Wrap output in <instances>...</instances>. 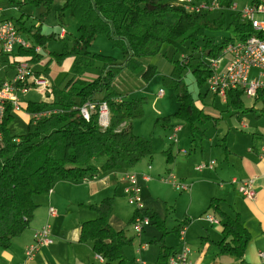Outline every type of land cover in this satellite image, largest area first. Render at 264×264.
<instances>
[{
	"label": "trees",
	"instance_id": "trees-1",
	"mask_svg": "<svg viewBox=\"0 0 264 264\" xmlns=\"http://www.w3.org/2000/svg\"><path fill=\"white\" fill-rule=\"evenodd\" d=\"M255 1L252 0L251 4ZM8 2L17 6L44 7L46 11L42 15L47 14L55 3L54 0ZM60 3L57 14L61 15L63 10L68 9L77 22L78 34L71 44L65 41V32L63 36L60 33L47 36L41 33L40 28L30 29L27 31L31 39L30 48L18 49L16 58L7 59L9 64L22 59L30 66V63L40 64L41 51L46 48L47 42L59 39L63 41V48L52 60L61 66L66 59H71V64L66 75L70 77L64 86L51 83L48 90L42 92L44 100L25 104L28 122L23 134L13 136L10 133L8 126L14 118L10 109H7L0 125V252L8 250L13 240L30 228L35 210L39 207L34 196L49 194L57 181L93 180L117 170L125 174L133 173L131 170L143 158L151 157V141L134 134L132 130V122L144 117L143 99L128 100L111 88V81L119 69L137 71L143 67L139 73L147 81L154 75H160L156 66L149 63V58L162 55L171 70L160 76L173 91L178 108L172 114L156 118L153 127H171L173 135L170 138L174 141L179 128L172 121L183 122L189 126L191 142L196 146V140L205 138L204 126L216 124V118L205 111L207 104L203 102V97L210 90L207 81L216 72L210 61L222 57L228 44L247 39L253 31L251 24L241 19L238 12L232 11L228 1L222 0L216 1L217 8L221 11L228 8L232 14L231 21L226 25L230 36L223 37L219 43L208 32L221 29L225 18L209 19L213 4L209 0H60ZM98 36L123 51L125 58L121 67L114 64L113 56L89 51ZM164 45L172 48L171 56L162 50ZM35 46L40 47L39 51L35 52ZM177 55L179 57L175 59ZM97 61L102 63L101 73L91 80L85 79L86 70ZM34 73L40 75L41 71L35 70ZM43 75L47 78L46 73ZM162 93L160 89L159 94ZM245 99L252 100L249 107L245 105ZM224 100L232 115L251 112L264 118V91H258L254 98H250L242 88H229ZM87 104L92 107L89 118L85 119L81 108ZM103 104L108 109V124L105 127L99 123V111ZM33 114L45 115L33 117ZM251 136L255 140L257 135L254 133ZM219 146L228 152L225 143ZM252 148L257 152L255 145ZM183 152L189 155L186 150ZM162 155L167 163L174 159L171 148L163 151ZM98 157L101 158L96 159ZM95 160H100V164L96 165ZM241 181L244 180L237 182ZM220 201L211 198L207 208L221 226L222 237L216 244L217 255L233 256L243 263L249 234L243 218L238 213L230 216L221 210ZM113 205L112 198L89 205L95 218L83 222L81 227L80 241L90 243L103 264H139L127 259L124 247L131 245L135 235L140 236L152 224L161 233L159 240L155 241L159 245V253L154 264H167L169 257L183 248L174 251L166 244L165 238L175 234L182 239L183 231L190 222L188 217L174 220L166 205L164 217L154 210L149 212L146 207L142 211L134 209L127 226L130 224L133 229L137 216L147 217L149 222L143 226L141 233L133 231L134 234L129 235L125 230H117L110 225ZM169 216L173 221L168 225ZM34 231L29 243L33 240ZM23 258L20 264L25 261V253Z\"/></svg>",
	"mask_w": 264,
	"mask_h": 264
},
{
	"label": "crops",
	"instance_id": "crops-1",
	"mask_svg": "<svg viewBox=\"0 0 264 264\" xmlns=\"http://www.w3.org/2000/svg\"><path fill=\"white\" fill-rule=\"evenodd\" d=\"M67 60L71 64V59ZM166 66L167 72H170L171 67L167 63ZM11 72L10 70L8 74ZM55 72L57 73V71ZM251 74L254 75L253 72ZM256 107L260 108L261 106L257 105ZM215 109V107L210 105L205 107V111L213 116L217 115ZM175 124L179 128L175 134L177 135L181 127L179 123ZM238 125L250 131L249 140L245 139L242 142L232 139L231 142H228V138L225 137L223 143L226 144L228 152L226 153L220 146H217L220 149V151H216L217 154L211 152L208 154V157H205L204 144H208L211 148L212 141L205 134V138L202 141L199 140L201 157L198 160H193L191 165L185 162L187 170H183L182 175H184V178L176 177L180 182L186 185L188 184L189 190L193 188L195 197L200 196V190L203 192V196L200 197L201 205L194 201H189L188 208L185 210L187 214L177 219L183 220L185 217L190 219L189 224L183 231L182 239L175 234H169L165 238L166 244L172 247L174 251H179L184 245L187 246L189 249L188 257L193 264H264V260L261 257V255H264V118L259 124L255 123L254 125H250L242 121ZM254 133L257 135L255 140L251 136ZM171 135H173L172 128L168 139L177 146L174 151L173 146H170V148L172 152L178 155L175 160L173 159L175 162L174 170L170 168L165 169V166L164 168L162 166L161 169L157 168L154 172L153 168L149 166V163L146 165V168L139 166L137 169L135 166L131 170L137 176L140 188L139 196L144 202L146 209L149 212L151 210L156 211L161 217L165 216V205H167L169 199L163 194L161 186L153 183L152 180H159L163 183L165 180L162 178L166 179V177L178 173L175 172V169L177 168L178 162H180L178 159L179 154H182L185 158L187 157L186 160L189 158L183 152L184 149L178 146L177 136H175V140L173 141L170 138ZM253 145L256 146L257 152L252 148ZM218 153L223 154L221 162L214 158L218 156ZM211 160L215 162L214 169L206 168L209 171H204L205 169H203L196 173V165ZM147 168L151 171L146 172L145 169ZM124 174L123 171L117 170L93 180L79 182L57 181L49 194L41 197L39 207L32 222V228L29 232L22 236V239L16 241V244L11 245L8 250L0 253L2 262L4 264H20L24 259V247L31 241V232L42 228L45 224H49L53 242L50 245L42 246L29 264H103V260H99L93 252L91 244L80 241L81 227L83 222L95 218V213L89 209V205L98 204L104 198L113 199L114 205L111 214H119L121 221L125 222L127 226L133 217L134 207L127 202L125 193L127 181L123 177ZM149 175L154 178L152 179ZM144 176H147L148 180H144ZM246 179L253 180L256 192L253 200L241 196L234 183L238 180ZM196 188L197 190H195ZM189 190L187 191L189 192ZM218 196L223 198H219ZM161 197L163 198L160 199ZM208 198L209 200L211 198L222 199L225 201L227 207H224L222 201H220L219 206L221 210L230 216L238 213L243 218L244 226L249 234V241L243 253V263L233 256L217 255L216 244L222 237L221 226L219 223L209 222L207 218L205 220L201 213L202 211L206 212V207L203 209V205ZM159 199L160 201L158 203L160 204L164 201L162 204L164 212H162L160 207L157 210L154 208L158 207V203L156 205L155 203ZM124 203H127L130 207L126 206L123 208ZM49 207H53L57 211L55 216L48 214ZM206 213L212 212L209 211ZM206 213L205 217L208 215ZM170 221H173V219ZM128 227L133 232L130 224ZM148 230L153 240L149 242L144 241L143 243L141 238L146 231L145 228L140 236L135 235L132 242L135 248H137L136 254L140 255V257H135L132 260L142 261V264H148V261L153 260L155 262L159 253V245L155 241H158L160 237L157 238L158 236L154 234V231L158 232V230L155 227L148 228ZM131 232H129V235H131ZM143 252L146 256V262L143 258Z\"/></svg>",
	"mask_w": 264,
	"mask_h": 264
},
{
	"label": "rangeland",
	"instance_id": "rangeland-1",
	"mask_svg": "<svg viewBox=\"0 0 264 264\" xmlns=\"http://www.w3.org/2000/svg\"><path fill=\"white\" fill-rule=\"evenodd\" d=\"M54 7L50 11L47 12V14L42 15L46 9L44 7H36V6H17L16 4L9 3L8 0H0V6L3 8V17L12 20L17 28L19 29L21 35L30 43L31 39L29 36H27L30 29L37 30L40 28L41 33L45 34L47 36L51 34H58L62 31L65 32V41L68 45L71 44V41L74 37L77 36V22L74 18L72 12L68 9L63 10V14H57V8L61 7L60 0H54ZM210 3H213L212 10L209 13V19H214L219 16H224L225 18V25L221 29H215L211 30V32H208V35L215 38L217 43L221 41L223 37L230 36V32L226 30V25L231 21V14L232 12L228 8H224L223 11L217 8L216 1L221 0H209ZM222 1H228L230 3V6L233 4L237 5V10L241 11L242 9L248 7L251 4L252 0H222ZM215 2V3H214ZM59 15V17H58ZM63 48V41L59 39H50L47 42V46L45 49H42L41 51V61L38 63H30L32 64V68L36 71H41V74L47 73V81L55 85H61L64 86L66 82L68 81L70 75L66 76L70 69V62L69 60H65L62 64V66H58L56 63L53 62L52 58L54 59V56L56 54H59L62 51ZM163 51L167 52L168 56L172 55V48L170 46L164 45L162 48ZM89 51L92 54H102V55H109L113 56L115 58L114 64L121 67L124 63V53L121 49L114 47L109 40L102 36L96 37L91 46L89 47ZM179 55L175 56V59H178ZM149 63L156 66L157 71L160 73V75L166 74L167 72V66H166V60L163 58L162 55H157L154 57L149 58ZM169 63V62H168ZM167 63V64H168ZM224 67V61H222L219 64L218 71H221ZM102 69V63L100 61H97L94 66L88 68L84 74V78L91 80L95 77H97L101 73ZM143 69V67H140L137 71H130L127 68H121L119 69L116 74L114 75L112 81H111V88L117 91L120 95H123L128 100L132 99H143L142 105L144 109V117L138 120H134L132 122V130L134 134H137L141 137H144L151 141L152 146V154L151 157H145L143 158L140 163L136 165L137 169L139 166H143L146 168V165L149 163V166L153 168L154 172L157 168L161 169L162 166L165 169H172L174 170L175 167V158L178 156L175 154V152H172L174 160H172L171 163L166 162V158L164 155H162L163 151H166L170 146L173 148V151L176 149L177 146L173 144L172 141L168 139L169 134H171V127H168L166 129L164 128H154L153 123L156 120V118H161L166 115L172 114L176 111L178 108V104L175 100L174 93L161 79L160 75H154L149 80L145 81L139 71ZM57 71V73L55 72ZM10 79L14 77V74L10 73ZM160 89L162 90V95L159 94ZM191 89L193 90L194 87L191 86ZM196 93V91H195ZM205 93V90H204ZM45 99L44 93L38 90H30L28 93H26L22 97V105L25 106V104L29 101L31 102H38ZM223 97L219 94H214L211 90H209L205 96L203 97V102L207 105L213 106L216 109L217 115L214 116L216 118V124H210L208 123L204 127L206 128L205 134L206 137H209L211 141V148L208 144H204V156L208 157L209 153H216V151H220L217 146L219 144L223 143L224 140L222 138L226 137L228 138V142H231L232 139L236 141H244L245 139L249 140V130H245L242 127H239V122H247V124L254 125L259 124V122L263 121L262 117H256L251 112H241L239 114L232 115V112L228 111L225 100L223 101ZM252 100L245 99V105L249 107L251 105ZM210 108V107H209ZM213 109V108H211ZM14 118L11 121V123L8 126V129L10 133L13 136H19L23 134L26 130V125L28 122V115L27 113L22 110L20 112H16L13 114ZM172 124L179 123L181 130L176 135L178 139V146L181 149L186 150L189 152L188 156L189 158L186 160L185 156L182 154H179V161L177 168L175 169V177L177 178H184L183 170H187V167L185 166V162H188L190 165L192 164L193 160H198L199 157H201V148L199 145V140H196L197 146L193 142H191L192 138L190 135V129L189 126L183 122L173 120ZM177 126V125H176ZM195 142V143H196ZM194 148V149H193ZM196 153V154H194ZM223 154L218 153V156H215L214 158L221 162ZM101 157H98L96 159H99ZM214 161V160H213ZM209 162V161H208ZM96 165L100 164V160H95L94 162ZM215 164V162H214ZM192 167V166H191ZM190 167V168H191ZM215 167V165H214ZM135 168V167H134ZM214 169V168H213ZM146 172H149L151 170L145 169ZM196 171V170H195ZM204 171H209L208 169H205ZM153 172V171H152ZM198 171H196L197 173ZM185 173V171H184ZM150 176V175H149ZM188 176V174H187ZM151 177V176H150ZM152 179L154 177H151ZM167 178V177H166ZM226 180V179H225ZM239 181V180H238ZM153 183H157V185L161 186L163 194L166 196V198L169 199L167 203L166 209L171 211L173 215V219L177 220L179 218H182L183 215L187 214L185 213V210L188 208L189 201H194L201 205L200 197L203 196L202 190H200V196L195 197L193 188L185 191H179L175 190L171 184L164 181L161 183L159 180H152ZM197 190V188L195 189ZM41 197H45V194L35 195L34 201L35 204L39 205ZM156 197V194H155ZM219 197V196H218ZM161 197L160 199H162ZM223 198V197H219ZM157 200L155 205L160 201ZM194 199V200H193ZM222 201V204L224 207H227L225 201ZM164 201H162L163 204ZM210 203L209 198L206 200L205 204L203 205L206 212H209L207 210L208 205ZM158 203V207H154L156 210L160 207L162 209V212H164L163 205ZM126 206L130 207L127 203H124L123 208ZM38 209V208H37ZM37 209L35 210L37 212ZM35 212V214H36ZM201 212L203 214V218L206 220L205 213ZM34 214V216H35ZM206 214H212V213H206ZM168 225L170 224V216L168 217ZM34 219V218H33ZM33 222V221H32ZM110 225L117 230L123 229L127 233L131 232L132 230L130 227L126 226L125 222L121 221V216L119 214H111L109 218ZM153 224L146 227V231L148 228H153ZM32 228V224L29 229H27L21 236L13 240V244H16V241L22 239L24 235H26L29 230ZM144 232L142 235V241H150L153 240L151 238L149 230L147 232ZM32 234V232H31ZM133 232H131V235ZM154 234L160 237V233L154 231ZM28 237V236H27ZM154 249V248H153ZM137 248L132 245H127L124 247V253L127 259L132 260L135 257H140L139 254H136ZM151 250V249H150ZM1 253V252H0ZM149 257V256H148ZM143 258L146 262V256L143 252ZM142 262V261H141ZM153 261H148V264H152ZM0 264H4L0 258Z\"/></svg>",
	"mask_w": 264,
	"mask_h": 264
},
{
	"label": "built area",
	"instance_id": "built-area-1",
	"mask_svg": "<svg viewBox=\"0 0 264 264\" xmlns=\"http://www.w3.org/2000/svg\"><path fill=\"white\" fill-rule=\"evenodd\" d=\"M230 9L238 12L241 19L251 24L252 35L243 41L228 44L222 57L210 61L211 67L216 72L208 79L207 85L212 92L221 95L223 98L229 88H242L247 97L254 98L258 91H264V0H256L241 11L237 10L236 4L231 5ZM63 35L64 31L60 33V36ZM30 46L31 43L21 35L15 23L3 17V9L0 6V125L7 109H10L12 113L24 110L21 100L26 93L32 89L43 92L48 90L50 86L45 76L41 73L36 75L35 70L27 61L22 59L12 64L7 61V59H14L18 56L16 55L18 49H28ZM39 49L38 46L34 48L35 52ZM221 61H224V67L218 71ZM10 70L14 74L12 79H10L11 74H8ZM252 72L254 75L251 74ZM91 107L90 104H87L81 108V113L85 119L89 118ZM33 115L36 117L45 114ZM99 123L104 127L108 124V109L105 104L101 105L99 111ZM1 137L0 131V140ZM213 167L214 161L211 160L196 165L195 170L202 171ZM123 177L127 181L125 193L128 203L137 211H142L145 204L139 196L140 188L136 174L127 173ZM143 179L148 180V177L144 176ZM165 181L171 184L175 190L185 191L188 189V186L180 182L175 176H171ZM234 183L237 184V191L241 196L249 200L255 198L256 192L252 179ZM48 214L55 216L57 211L50 207ZM206 218L211 223H218L212 214L206 215ZM148 222L147 217L137 216L134 219L133 231L137 234L141 233L143 226L147 225ZM52 242L49 224L35 230L32 242L25 247L23 264H29L42 246L50 245ZM188 256L189 249L184 245L179 252L169 257L167 264H193ZM261 257L264 260V255ZM97 258L102 261L101 257L97 256ZM137 263L142 264L139 260Z\"/></svg>",
	"mask_w": 264,
	"mask_h": 264
}]
</instances>
